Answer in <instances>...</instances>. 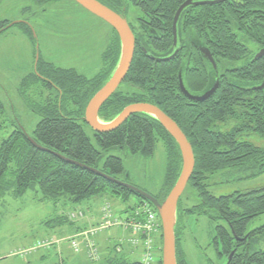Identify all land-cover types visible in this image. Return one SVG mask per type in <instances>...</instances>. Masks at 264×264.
Returning a JSON list of instances; mask_svg holds the SVG:
<instances>
[{
    "label": "trees",
    "instance_id": "1",
    "mask_svg": "<svg viewBox=\"0 0 264 264\" xmlns=\"http://www.w3.org/2000/svg\"><path fill=\"white\" fill-rule=\"evenodd\" d=\"M34 1L41 4L60 0ZM98 1L122 17L129 6H136L139 11L134 19L139 23L135 27L139 38L134 37L133 57L124 79L128 89L120 85L102 104L98 118L109 122L125 106L148 102L176 122L192 147L195 164L183 193L188 189L185 194L190 193V196L185 197H192L195 202L187 205L188 201L181 195L177 203L176 263L187 264L181 242L187 234L188 217L204 215L216 220L210 241L215 243L218 239L226 254L234 241L246 236L240 244L242 249L235 250L231 263L264 264V223L248 227L253 219L264 214V187L219 196L212 195L207 189L209 178L217 173L233 172L238 178L264 173V148L240 138L250 132L264 138V88H254L264 81V55L254 58L264 48V0H225L188 6L176 27L180 48L168 60L159 59L170 56L179 46L172 43V22L177 9L186 0ZM8 24L9 21L0 20V31ZM26 27L23 28L31 39L32 31L29 25ZM109 28L100 69L92 77H86L74 68L54 66L39 55L35 70L23 78L19 93L30 110L34 111L36 107L41 119L31 134L14 124L15 128L0 143V204L7 194L19 197L37 187L40 200L54 204L62 197L77 202L108 194L124 202L136 198L132 205L122 209L123 215H116L113 209L112 212L122 221L140 219L138 214L144 205L155 209L154 206L130 188L93 169L133 184L121 157L104 156L105 153L120 149L146 158L154 153L158 143L163 148L165 168L160 189L156 194H150L162 201L175 184L181 170L180 151L176 141L152 115L133 113L116 128L104 132H95L84 120L89 99L108 80L121 56L120 38L110 25ZM245 41L256 48L250 49ZM199 46L210 51L218 72L202 56ZM179 68L183 85L190 93H203L218 79L215 91L204 100L187 98L179 89ZM84 125L92 130L96 146L91 143ZM106 203L109 202H104L101 207ZM101 207L98 222L89 227H95L101 221ZM68 213L51 221L57 226L67 224L77 230L64 242L73 253H80L73 249L70 240L89 227L77 224L84 213L76 218H71ZM114 227L123 234L112 239L111 227L98 231L93 237L100 252V258L93 262L141 264L142 247L133 248L126 241L129 232L123 225ZM103 232L111 243V253L101 259L103 253L96 240ZM161 242L159 236L157 243L160 245ZM118 244L120 251H116ZM83 246L81 242L82 250H86ZM127 251L138 252L139 258L128 257ZM157 252H161L160 248ZM155 264H161V255L155 258Z\"/></svg>",
    "mask_w": 264,
    "mask_h": 264
},
{
    "label": "rangeland",
    "instance_id": "2",
    "mask_svg": "<svg viewBox=\"0 0 264 264\" xmlns=\"http://www.w3.org/2000/svg\"><path fill=\"white\" fill-rule=\"evenodd\" d=\"M137 13L136 7L129 6L126 13L127 20L135 19ZM0 20L9 21V26L0 31L1 143L15 128L14 124L31 134L41 119L36 107L35 112L30 110L27 102L21 97L22 94L19 93L23 78L35 70L36 57L40 55L43 60L54 66L74 68L86 77H92L100 69L101 53L110 28L109 24L79 6L74 0L41 4H36L34 0H0ZM28 25L32 31L31 39L23 28L27 29ZM245 43L252 50L256 48L251 42L245 41ZM121 87L128 89L124 84ZM84 130L91 143L96 146L92 130L86 125ZM240 138L264 148V138L256 134L244 133ZM110 154L121 157L123 167L134 186L152 194L158 192L165 168V157L160 143L156 145L154 153L146 158L139 154H127L120 149H112L104 156ZM234 174L233 172L214 174L209 178L208 191L212 195L219 196L264 187V173L250 178H238ZM187 191L188 189L181 197L184 201H188L187 205H191L195 200L192 197V199L185 197ZM187 196H190V193ZM135 199L132 197L124 202L106 194L77 202L62 197L54 204L49 200H40L38 187L36 190H28L19 197L7 194L0 204V264H60L59 257L64 259L63 264H76L75 260L79 258L84 262L80 263L78 260L77 264H85L86 258L92 262L96 261L88 256L85 257L83 253L73 254L64 242L67 238L59 239V232L68 229L70 225L57 226L51 219L56 218L61 212L84 213L83 210L88 209L98 213L99 208L106 201L119 216L124 214L121 213L122 209L132 205ZM186 222L187 234L183 237L181 247L187 264L219 263L215 256L213 257L212 248L207 245L216 220L204 215H191ZM263 223L264 214L253 219L248 227H257ZM109 231L114 237L123 233L117 227ZM105 233L103 232L102 235ZM48 236L58 241H54L46 249H32L33 251L23 255L14 254L18 250L30 249L34 243L49 238ZM159 255L161 252L156 250L155 257ZM137 257L132 255L134 259Z\"/></svg>",
    "mask_w": 264,
    "mask_h": 264
},
{
    "label": "water",
    "instance_id": "3",
    "mask_svg": "<svg viewBox=\"0 0 264 264\" xmlns=\"http://www.w3.org/2000/svg\"><path fill=\"white\" fill-rule=\"evenodd\" d=\"M74 1L91 14L95 15L96 17L102 19L104 22L109 24L116 31L121 41V56L115 69L113 70L108 80L89 99L85 107L84 120L87 125L95 132H104L116 128L122 122H124L131 114L137 112H144L156 118L178 145L181 155L180 174L175 184L162 201L157 200V198H155L153 195L144 190L139 189L133 184L113 179L105 173H102L97 169H93L95 172L104 175L110 180L116 181L117 183H120L125 187L130 188L138 195H141L142 197L147 199L154 206L161 221V264H177L174 231L176 221V208L178 200L182 195L194 169L195 161L192 147L180 127L176 124V122L173 121L169 116H167L163 111H161L156 105L148 102L132 103L125 106L120 111V113H118V115L109 122H101L99 120L98 112L100 107L115 92V90L124 80L128 72L133 57L135 38L127 20L105 4L99 2L98 0ZM223 1L225 0L184 1L177 9L173 18L172 29L174 35V43L177 39V22L185 8H187L188 6L203 5L207 3L212 4ZM199 50L202 56L209 63H211L213 68L216 70V63L210 51L203 46H199ZM176 52L177 50H175L170 56L164 57L161 60H168L170 58H173ZM263 55L264 48H261L255 54L254 58L256 59ZM35 60H37V57ZM178 84L179 89L187 98L194 101H200L208 98L215 91L218 85V79H216L214 84L209 89L200 94H192L188 91V89L183 85L180 73L178 76ZM254 88H264V81H262L259 85L255 86Z\"/></svg>",
    "mask_w": 264,
    "mask_h": 264
},
{
    "label": "built area",
    "instance_id": "4",
    "mask_svg": "<svg viewBox=\"0 0 264 264\" xmlns=\"http://www.w3.org/2000/svg\"><path fill=\"white\" fill-rule=\"evenodd\" d=\"M140 219H132L127 221H122L121 219L114 216L112 212L111 205L106 203L103 207H101V215L100 222L95 227H89L88 230L82 233H78L70 240V244L73 249L77 252L82 251L81 242L86 247L87 256L91 260H98L100 258V252L96 243L93 240V237L96 235L98 231H105L114 226H124L127 228L128 237H126V241L131 244L133 248L136 246L142 247L140 263L141 264H155V251L159 248L161 250V245L157 243L159 236H161V221L158 216V213L155 209L150 207L149 205H144L141 209ZM81 217L82 212L71 213V218ZM144 237H141L140 235ZM139 235V236H137ZM121 239V238H120ZM119 239L118 243L121 242ZM55 240L45 239L36 242L30 249L28 250H18L14 254L23 255L25 253H29L36 250L38 248H48L51 243H54ZM83 246V247H84ZM120 244L117 245L116 251H120Z\"/></svg>",
    "mask_w": 264,
    "mask_h": 264
},
{
    "label": "crops",
    "instance_id": "5",
    "mask_svg": "<svg viewBox=\"0 0 264 264\" xmlns=\"http://www.w3.org/2000/svg\"><path fill=\"white\" fill-rule=\"evenodd\" d=\"M64 212H61V214H63ZM66 213V212H65ZM98 220H99V214L97 213V211H92V210H84V216H83V218H81V220L77 223L80 227H89V226H91V225H93V224H95V223H97L98 222ZM76 227H78V226H76ZM77 232V230L76 231H74L73 230V228L71 227V228H68V229H66V230H64V231H61V232H59L60 234V240H63V239H65V238H68L69 236H71V235H73L74 233H76ZM65 234V235H64ZM123 234V233H122ZM121 234V235H122ZM49 237V236H48ZM107 235H102V233L100 234V235H98V237H97V243L99 244V246H100V248H101V251H102V253H103V255H102V258L101 259H103V257H106L107 255H109L110 253H111V243H109V241L107 240ZM113 237H114V234L112 233V239H113ZM115 237H119V236H115ZM114 237V238H115ZM45 239H51L50 237L49 238H45ZM117 239V238H116ZM55 241H58V239L56 240V239H54ZM58 247V246H57ZM125 247H127V246H125ZM63 248V247H62ZM62 248H61V251H62ZM68 248V247H67ZM126 250H129V248L127 247L126 248ZM72 252V251H71ZM73 253V252H72ZM80 253H83V255L86 257L87 255V253H86V250H82ZM80 253H73V254H80ZM125 254L128 256V257H130V258H132V255L134 254V255H137L138 256V252H135V253H131V252H125ZM139 257H137L136 259H138ZM78 260L80 261V258L79 259H76L75 261L77 262V263H79L78 262ZM86 260H87V262L85 263V264H101V260L99 261V262H92V261H89L87 258H86ZM58 261H59V263L60 264H63L64 263V259L62 258V257H59V259H58ZM81 262H84V261H80V263ZM76 263V264H77Z\"/></svg>",
    "mask_w": 264,
    "mask_h": 264
},
{
    "label": "flooded vegetation",
    "instance_id": "6",
    "mask_svg": "<svg viewBox=\"0 0 264 264\" xmlns=\"http://www.w3.org/2000/svg\"><path fill=\"white\" fill-rule=\"evenodd\" d=\"M134 7H136V6H134ZM137 8V7H136ZM129 9V8H128ZM137 11H138V9H137ZM127 12H128V10H127ZM127 12H125V15H124V18L127 20V18H126V13ZM138 13H139V11H138ZM136 17V16H135ZM127 22H128V24H129V26H130V28H131V30H132V32H133V34H134V37L135 38H139V34H138V32H136V29H135V27L137 26V24L139 25V23H137V21L136 20H134V18L131 20V21H128L127 20ZM172 24H173V22H172ZM9 26V24L7 25V27ZM172 33H173V29H172ZM173 45H177V44H179V46H176V50L178 51L179 50V48H180V41H178L177 39H176V42L174 43V35H173ZM177 53V52H176ZM173 54V53H172ZM38 59V58H37ZM214 59V58H213ZM159 60H161V59H159ZM37 60H35V62H36ZM216 63V62H215ZM211 64V63H210ZM212 65V64H211ZM213 67V66H212ZM215 71H217L218 72V65L216 64V70ZM179 73L181 74V69L179 68V70H178V76H179ZM126 77V76H125ZM125 79V78H124ZM122 84H124V85H126V83L124 82V80L120 83V85H122ZM119 85V86H120ZM118 86V87H119ZM117 90V89H116ZM115 90V91H116ZM135 103V102H134ZM138 103V102H137ZM104 104V103H103ZM245 237L246 236H244V238H238V241L237 242H233L232 243V246H231V248H230V252L229 253H227L226 254V250L223 248V246L224 245H220V241L217 239L216 241H215V243H212L211 241H209L208 242V244L207 245H209V243H210V245H209V247H211L212 248V250H213V257L215 256V258H216V260L217 261H219V263H216V264H234V262H232L231 263V258H232V256H233V254H234V252H235V250L238 248V250L240 249H242L241 247H242V245H240L243 241H244V239H245ZM236 240H237V238H236ZM216 244V245H215ZM215 245V246H214ZM182 251H183V249H182ZM183 254H184V252H183ZM220 255V256H219ZM186 259V258H185ZM187 260V259H186ZM212 262V261H211Z\"/></svg>",
    "mask_w": 264,
    "mask_h": 264
}]
</instances>
